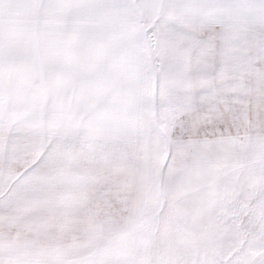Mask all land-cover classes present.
I'll return each mask as SVG.
<instances>
[{
    "label": "snow or ice",
    "instance_id": "snow-or-ice-1",
    "mask_svg": "<svg viewBox=\"0 0 264 264\" xmlns=\"http://www.w3.org/2000/svg\"><path fill=\"white\" fill-rule=\"evenodd\" d=\"M0 264H264V0H0Z\"/></svg>",
    "mask_w": 264,
    "mask_h": 264
}]
</instances>
